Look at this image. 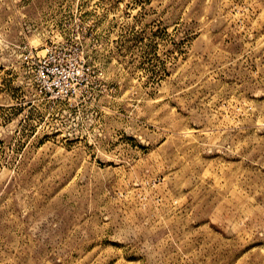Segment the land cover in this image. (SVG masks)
Segmentation results:
<instances>
[{
    "label": "rangeland",
    "instance_id": "1",
    "mask_svg": "<svg viewBox=\"0 0 264 264\" xmlns=\"http://www.w3.org/2000/svg\"><path fill=\"white\" fill-rule=\"evenodd\" d=\"M0 264H264V0H0Z\"/></svg>",
    "mask_w": 264,
    "mask_h": 264
}]
</instances>
